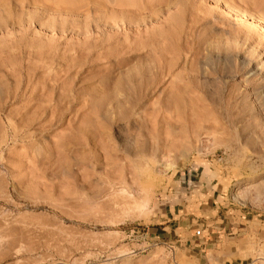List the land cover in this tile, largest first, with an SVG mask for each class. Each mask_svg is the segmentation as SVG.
Returning <instances> with one entry per match:
<instances>
[{
    "label": "rangeland",
    "instance_id": "374dc122",
    "mask_svg": "<svg viewBox=\"0 0 264 264\" xmlns=\"http://www.w3.org/2000/svg\"><path fill=\"white\" fill-rule=\"evenodd\" d=\"M227 6L264 17L0 0V264H264V28Z\"/></svg>",
    "mask_w": 264,
    "mask_h": 264
},
{
    "label": "bare ground",
    "instance_id": "6f19581e",
    "mask_svg": "<svg viewBox=\"0 0 264 264\" xmlns=\"http://www.w3.org/2000/svg\"><path fill=\"white\" fill-rule=\"evenodd\" d=\"M219 2V1H218ZM226 12L229 14H232L234 17H236V18H241V19H243V20H246V21H250V22H255L256 23V25L257 26H259V27H262V28H264V17H261V16H255V15H250V14H248V13H245V12H242V11H240V10H237V9H234L233 7H230V6H227L226 8ZM195 49H197V48H195ZM204 51V50H203ZM204 53V52H203ZM210 53L212 54L213 52H211L210 51ZM194 54V53H193ZM196 54V53H195ZM194 54V55H195ZM198 54V53H197ZM196 54V55H197ZM199 55V54H198ZM202 55V54H201ZM213 55V54H212ZM251 73L253 74V76L254 75H256L257 74V71H255V70H252L251 71ZM201 74H204L203 73V71H201ZM208 75H210V74H208ZM203 76H205V75H203ZM202 78H205V77H202ZM206 79H208V80H210V78L207 76L206 77ZM207 83H208V81H207ZM206 82H203V81H200V83H199V85H198V87H200V91L202 92V94L210 101V104H208L210 107H212V109L213 108H215V106H216V97H215V95L216 94H214V92L211 90V88H212V86H213V83L212 82H209L210 84H207ZM210 86H211V88H210ZM154 89V88H153ZM152 89V90H153ZM151 90V91H152ZM232 90V89H231ZM150 91V92H151ZM154 91V90H153ZM199 91V92H200ZM230 92V91H229ZM228 93V92H227ZM233 92H231V93H229L228 95H231ZM262 94H264V90H262V92H261ZM152 94V93H151ZM239 94V93H238ZM235 95V94H234ZM234 95H232V97L234 96ZM226 96H227V94H226ZM225 96V97H226ZM263 96V95H262ZM228 97V98H227ZM226 97V101L227 102H229V98L231 99L232 97H230V96H227ZM234 98V97H233ZM232 98V99H233ZM174 102V101H173ZM226 102V103H227ZM205 104V103H204ZM203 106H205V105H203ZM171 108V107H170ZM175 109V108H174Z\"/></svg>",
    "mask_w": 264,
    "mask_h": 264
}]
</instances>
